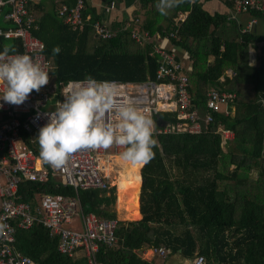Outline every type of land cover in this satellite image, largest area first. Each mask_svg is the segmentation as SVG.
Here are the masks:
<instances>
[{
	"label": "trees",
	"instance_id": "obj_1",
	"mask_svg": "<svg viewBox=\"0 0 264 264\" xmlns=\"http://www.w3.org/2000/svg\"><path fill=\"white\" fill-rule=\"evenodd\" d=\"M157 3L138 0L135 14L142 11L140 27L154 34L168 32L178 13H185L173 43L191 61L186 70L189 110L203 117L211 87L232 91L235 97L227 114L220 111L212 122L201 121L200 132L153 133L154 159L138 168L143 179L142 217L117 220L116 241L100 244L97 259L101 264H157L144 258L142 250L165 246L167 254H179L183 260L200 254L205 264H264V37L255 28L242 31L225 14L209 13L197 0H186L167 15L160 14ZM57 6L56 2L49 8L42 2L28 5L34 16L32 32L43 41L57 80H155L157 58L148 55V45L131 39L129 29L101 39L91 26L99 15L90 14L84 5L83 17L89 13V19L82 28L72 29L57 15ZM248 12L264 19L261 10ZM55 46L59 53L53 55ZM257 47L255 64L250 51ZM5 49L20 51L21 43L0 37V52ZM157 117L175 121L173 112H158ZM218 126L233 132L224 145ZM29 146L41 158L38 140ZM40 193L76 194L52 173L44 182L24 180L18 185V194L32 205ZM77 194L84 212L115 218L114 186L78 189ZM14 236L15 248L35 264H85L82 256L61 254L57 236L49 235L40 223L16 228Z\"/></svg>",
	"mask_w": 264,
	"mask_h": 264
},
{
	"label": "built area",
	"instance_id": "obj_2",
	"mask_svg": "<svg viewBox=\"0 0 264 264\" xmlns=\"http://www.w3.org/2000/svg\"><path fill=\"white\" fill-rule=\"evenodd\" d=\"M42 0H0V37L18 39L20 51H9V56L28 54L35 63L49 71V82L39 92L32 91L28 99L13 105L0 99V264H35L32 258L21 253L14 246L16 228L27 229L34 222L42 224L51 236H57V250L70 258L82 256L85 264H101L97 259L100 244L112 245L116 241V218H106L94 212H84L78 198V189H108L109 175L105 168L111 163L108 156L119 154L123 148L113 145L105 149H79L72 153L60 168L43 164L34 149L29 146L37 141L40 127L48 122V114L55 112L58 101H63L65 90L74 89L80 80H57L52 72V64L44 54V43L36 37L34 16L28 9L29 4H38ZM58 3L57 15L63 23L72 29L83 27L88 17H83L85 0H53ZM232 1L238 11L261 10L264 12V0H225ZM60 2V4H59ZM117 0H108L105 10L109 11ZM179 13L174 18L175 26L168 32L150 33L141 28L138 18L124 22L119 28H111L103 21H92L94 34L108 39L118 31L129 29L131 39L139 45H148L149 56L157 58L155 80L123 81L113 79H95L108 82L117 92L120 102H131L140 110L146 111L154 121V133H197L202 130V122L213 121L214 114L229 112L228 104L235 93L211 87L206 93L205 113L203 117L196 110H189L188 77L175 52L165 47L167 41L177 38L179 21L184 18ZM254 21V20H252ZM250 28H242L247 31ZM160 40V42L158 41ZM157 40V41H156ZM188 70V68H187ZM228 75H233L227 70ZM3 85L0 84V94ZM158 112L175 113V121L156 123ZM115 114H113L114 116ZM217 132L221 144L233 138V132L218 126ZM50 173L75 190V195L40 193L35 195V205L22 199L18 194L21 181L48 180ZM78 222L77 225H73ZM68 225V226H67ZM153 253L164 258L168 248H151ZM189 264H205L204 257L195 255Z\"/></svg>",
	"mask_w": 264,
	"mask_h": 264
},
{
	"label": "clouds",
	"instance_id": "obj_3",
	"mask_svg": "<svg viewBox=\"0 0 264 264\" xmlns=\"http://www.w3.org/2000/svg\"><path fill=\"white\" fill-rule=\"evenodd\" d=\"M185 2L158 0L156 7L161 15H167ZM52 52L58 54L59 47ZM48 73L28 54L9 56L5 49L0 52V99L13 105L24 103L32 91L39 92L48 84ZM153 133L150 114L131 102L118 101L116 90L108 82L86 77L74 89L65 90L63 101L57 102L55 112L48 114V122L40 127L37 140L42 161L53 168L63 166L79 149L107 150L113 145L123 148L122 160L143 167L155 156Z\"/></svg>",
	"mask_w": 264,
	"mask_h": 264
},
{
	"label": "crops",
	"instance_id": "obj_4",
	"mask_svg": "<svg viewBox=\"0 0 264 264\" xmlns=\"http://www.w3.org/2000/svg\"><path fill=\"white\" fill-rule=\"evenodd\" d=\"M107 1L108 0H85L84 5H85V8L90 12V14H91V12H94L95 14L99 15L100 16L99 20L103 21L104 23H106L111 28H113V26H116V28H119L124 22L135 19V18H138L139 20L142 21V17H143L142 11H140L139 14H135V11L137 10L138 0H117L114 8H112L109 11H106L104 9L106 4H107ZM197 1L209 13H211V14H214V13L225 14V15H227V17H229L230 19H233L237 24H239L241 26V28H245V27H248L250 29L255 28L256 32L260 36L264 37V19H260L258 17H255L248 11H238L232 1H225V0H197ZM41 2L43 4H45L46 7H48V8L51 7V4H55L53 0H42ZM180 13H182V12H180ZM90 14L89 13L87 14L88 19H89ZM252 20H254V21H252ZM158 41L160 42L159 39H158ZM164 45L167 49H171L175 52L177 58L179 59V61L181 63H182V61L180 59V56H179L177 50H179L183 54L182 56L184 58L185 57L188 58L186 55V52L183 49L175 46L173 42L167 41ZM257 53H258V47L256 49H254V48L251 49V51H250L251 63H255V64L257 63V59H256ZM190 63H191V61H190ZM182 65H183V63H182ZM189 66H190V64H189ZM185 70H187V69H185ZM119 156H121V153L116 154V155H112V156H108V159H111V163L109 164V166H107L109 168L108 169L109 172L107 173L108 175H110L112 169H114L115 171L117 169H120V172L118 175L119 177L121 176V174L124 175V171L122 170V165L117 160V158ZM134 173H137V172H134ZM139 175H140V172H139ZM120 179H121V177H120ZM107 181H108V179H107ZM135 189L137 191V188H135ZM136 201H137V199H136ZM126 205H129V204H125V206ZM125 206L123 207L124 210L126 209ZM130 206H131V204H130ZM137 209L139 210L140 213L137 212ZM120 210H122V209H120ZM124 210H123V216L124 217L132 218V219L138 218V220L142 217V212L140 211L139 207L137 208V204L130 211L125 210V212H124ZM115 218H116V216H115ZM116 219L118 220V218H116ZM167 255H169V254H167ZM175 255L178 257V260H180V264H189V262L191 260V259H184L183 260L179 254H175ZM79 256H77V257H79ZM142 256L148 260H153L157 264H164V262H162L161 259L159 261L155 260V258H158V257L162 258V257H160L156 253H153L151 248L143 249L142 250Z\"/></svg>",
	"mask_w": 264,
	"mask_h": 264
},
{
	"label": "rangeland",
	"instance_id": "obj_5",
	"mask_svg": "<svg viewBox=\"0 0 264 264\" xmlns=\"http://www.w3.org/2000/svg\"><path fill=\"white\" fill-rule=\"evenodd\" d=\"M177 51H178V54L180 56V59H181V61L183 63V69H187V67L190 64V60L188 58H186V57L184 58L182 56L183 54L179 50H177ZM223 148L225 149V147H223ZM138 168H139L138 166L133 165V167L130 169V172H137L138 173V172H140L138 170ZM119 172H120V169H117L116 171L114 169H112L111 170V173L109 175V178H108V183L110 184V186H113L114 185L115 200H114V203L112 205V208H113V210L115 212V216H116V218H118V220H122V221L138 220V218L137 219H132V218L124 217L123 216V210H124V208L121 207L120 209H122V210H120L117 207V191H118L119 188L122 187V185L119 184V182L121 181L120 177L118 176L119 175ZM140 176H141V174H140ZM125 180L129 184L128 179H127V176H126ZM129 185H131V184H129ZM133 187L136 188L135 186H133ZM140 189H141V179H140L139 188L137 187L138 192L136 190L134 191V199L133 200H134L135 203L133 205L131 204L132 206L126 205L125 206L126 207V209H125L126 211H128V210L130 211L132 208L135 207L136 204H137V208L139 207V202H140ZM136 199H137V201H136ZM125 210H124V212H125ZM77 224H78V222H75L73 225H77ZM160 259L162 260V262H164V264H180V260H178V257L175 254H169V255H167L164 258H159V257L158 258H155L156 261H159Z\"/></svg>",
	"mask_w": 264,
	"mask_h": 264
},
{
	"label": "bare ground",
	"instance_id": "obj_6",
	"mask_svg": "<svg viewBox=\"0 0 264 264\" xmlns=\"http://www.w3.org/2000/svg\"><path fill=\"white\" fill-rule=\"evenodd\" d=\"M117 160H118V162L121 163L122 170L124 171V175L121 174V176H120L122 181L119 182L120 185H122V187L119 188L117 191V207L120 209L121 207H124L125 204H129V205L132 204L133 205L135 203L133 199H134V191L136 189L132 186H135L137 188V186L139 185V182H140V177H139L138 173L130 172V169L133 167V165L122 160L121 156H119L117 158ZM108 169H109L108 167L105 168V171L107 173L109 172ZM126 176H128L127 177L128 182L132 186L126 182V180H125Z\"/></svg>",
	"mask_w": 264,
	"mask_h": 264
},
{
	"label": "water",
	"instance_id": "obj_7",
	"mask_svg": "<svg viewBox=\"0 0 264 264\" xmlns=\"http://www.w3.org/2000/svg\"><path fill=\"white\" fill-rule=\"evenodd\" d=\"M156 123L160 126V125H162L164 122L161 120V118L156 117ZM140 179H141V185H142V183H143V179H142L141 176H140Z\"/></svg>",
	"mask_w": 264,
	"mask_h": 264
}]
</instances>
